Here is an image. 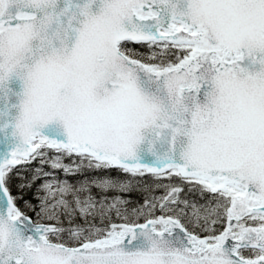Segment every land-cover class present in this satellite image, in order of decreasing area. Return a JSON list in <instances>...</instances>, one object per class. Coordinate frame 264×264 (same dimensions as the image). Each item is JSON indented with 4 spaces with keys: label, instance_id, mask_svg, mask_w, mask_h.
I'll return each instance as SVG.
<instances>
[{
    "label": "snow or ice",
    "instance_id": "snow-or-ice-1",
    "mask_svg": "<svg viewBox=\"0 0 264 264\" xmlns=\"http://www.w3.org/2000/svg\"><path fill=\"white\" fill-rule=\"evenodd\" d=\"M0 264H264V0H0Z\"/></svg>",
    "mask_w": 264,
    "mask_h": 264
},
{
    "label": "trees",
    "instance_id": "trees-1",
    "mask_svg": "<svg viewBox=\"0 0 264 264\" xmlns=\"http://www.w3.org/2000/svg\"><path fill=\"white\" fill-rule=\"evenodd\" d=\"M69 179H72L73 181H76V180L82 179V177H79V176H77V177H69ZM144 179H150V177H145ZM132 196H133V199H136V200L139 199V196L136 193H133Z\"/></svg>",
    "mask_w": 264,
    "mask_h": 264
}]
</instances>
